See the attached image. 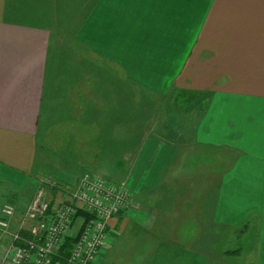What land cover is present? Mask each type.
Wrapping results in <instances>:
<instances>
[{
    "label": "crops",
    "instance_id": "1",
    "mask_svg": "<svg viewBox=\"0 0 264 264\" xmlns=\"http://www.w3.org/2000/svg\"><path fill=\"white\" fill-rule=\"evenodd\" d=\"M127 136L132 206L96 264L125 234L151 248L127 264H201L203 226L261 233L264 0H0V217L11 184L23 212L40 148L121 155Z\"/></svg>",
    "mask_w": 264,
    "mask_h": 264
},
{
    "label": "built area",
    "instance_id": "2",
    "mask_svg": "<svg viewBox=\"0 0 264 264\" xmlns=\"http://www.w3.org/2000/svg\"><path fill=\"white\" fill-rule=\"evenodd\" d=\"M60 189L54 182L39 188L15 228L16 207L2 206L0 264H95L108 246L111 220L128 209L131 193L108 178L94 176L82 178L70 192ZM77 232V240L65 252L66 240Z\"/></svg>",
    "mask_w": 264,
    "mask_h": 264
},
{
    "label": "rangeland",
    "instance_id": "3",
    "mask_svg": "<svg viewBox=\"0 0 264 264\" xmlns=\"http://www.w3.org/2000/svg\"><path fill=\"white\" fill-rule=\"evenodd\" d=\"M125 79L126 77L124 75V80ZM193 113L194 111H190L188 115ZM131 139L132 138L130 136L123 137L124 148H122L123 152H121V155H118V150L116 152L114 151L115 148H40L35 173L32 175V177H30L29 181L19 187L20 189H18V193L15 191V194L17 195H19V193L22 194L24 201H28L23 209V212L33 198L35 192L39 188L47 186L49 182L60 184L62 187V190L60 189L62 193L74 190L82 178L90 176L105 177L121 184L127 174L126 165L130 163V159L135 155L137 149L131 148ZM118 158L123 159L124 163L122 168L118 167L120 163V159ZM64 174L69 175L71 180L76 181L74 183L63 181L60 176L63 177L62 175ZM4 182H6V180H4ZM4 182H2L0 186V201L3 199V197H5L2 192L3 189H5V186H7V183ZM9 187L11 191L9 193L11 196H13V189L15 186L11 184ZM55 193L56 190H53V197ZM11 196H7L9 200L4 202V204H13L17 209V213H19V207L17 206L18 201L16 200L17 197L13 198V200ZM10 198L13 201H10ZM27 198L29 199L26 200ZM131 203L132 200L129 202L128 209L126 208V210H124L121 214L126 215L132 206ZM23 212H20V214L22 215ZM20 214L19 216H21ZM16 216L12 219V222L16 219L15 222L18 225L20 224L19 221L21 217L17 218ZM204 221H206L205 216ZM260 222L262 223L261 217L247 218L234 228L236 229L239 227L236 232H233L235 234L232 235L227 229H225L223 233L219 234V240L217 241L212 240V234L209 231V228L207 229L206 226H203L201 232L196 234V241L202 244V248L198 249L199 252H197V257L201 258V264H264V227L261 231V235V233H259V228L261 227ZM215 232L220 233L221 231L220 229H216ZM128 236V234H125L123 238L122 235L121 238L123 239L120 238L117 246L113 247L109 255H107L109 256L108 258L110 260L108 264H111V262L127 264L126 261L129 262L130 258L143 257L145 256V250H151V248L146 249V245H140V243L133 245V248L137 246L135 249H133L131 243L134 240L130 241L128 246L129 249H125L123 244L127 243ZM181 236L185 237L187 242V240H189L191 237V233L189 231L184 232V235ZM157 248L158 243L156 244V248L154 250L155 252H157ZM138 249L141 250L136 253ZM227 250H231L236 254H233L232 252V254H227L225 253ZM183 251L188 250L186 249L180 252V256H182L184 259L182 263L189 264L190 255L182 254L184 253ZM222 252H224V255L221 254ZM100 255H98V257Z\"/></svg>",
    "mask_w": 264,
    "mask_h": 264
},
{
    "label": "trees",
    "instance_id": "4",
    "mask_svg": "<svg viewBox=\"0 0 264 264\" xmlns=\"http://www.w3.org/2000/svg\"><path fill=\"white\" fill-rule=\"evenodd\" d=\"M80 217H84V214L81 213ZM77 236H78V232H77V235L74 234L73 236L69 237L67 240H66V243H65V252L69 251V249L73 246L74 242L77 240Z\"/></svg>",
    "mask_w": 264,
    "mask_h": 264
}]
</instances>
